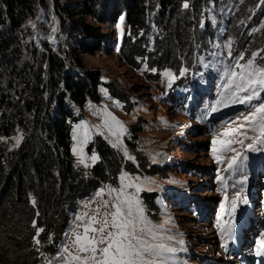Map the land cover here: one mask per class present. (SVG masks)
Returning <instances> with one entry per match:
<instances>
[{
  "label": "trees",
  "instance_id": "16d2710c",
  "mask_svg": "<svg viewBox=\"0 0 264 264\" xmlns=\"http://www.w3.org/2000/svg\"><path fill=\"white\" fill-rule=\"evenodd\" d=\"M111 1L115 18L126 13L131 29L122 55L138 69L146 63L149 78L158 81L160 72L166 69L179 76L183 68L194 65L197 54L209 49L212 39L208 38V43L200 30L201 0H122L125 6L120 11H117L120 0ZM38 2L0 0V138H10L18 129L24 133L18 147L0 141V242L4 241L0 247V264H47L68 232L79 201L105 185L118 187L124 171L149 177L158 173L134 143L127 141L134 156L132 161L102 137H96L88 146L90 152L99 154L100 160L89 169L75 164L71 155L73 126L79 120L75 108L85 106L88 99L100 102L102 82L98 75L83 69L78 58L68 54L65 58L51 49L46 39H40L41 48H36L34 40L28 41L32 32L28 34L27 24L37 16ZM87 2L88 10L83 14L104 23L98 11L102 0ZM184 3L189 6L184 8ZM157 7L163 13L159 22L175 17L181 23L168 31L161 45L153 49L136 46L142 32L149 29L151 9ZM66 13L74 22L73 14L68 10ZM236 27L229 25L227 34ZM79 30L82 38L77 40L78 51L87 54L104 51L108 37L99 27L83 24ZM158 32L163 38L164 32ZM261 35L254 41L257 51L264 49V30ZM61 43L59 40L58 44ZM250 45L253 46L250 37L238 34L237 42L232 45L233 57L244 53L249 59L253 53ZM134 49L129 56L125 54ZM30 53L32 60L27 59L23 65ZM261 55L264 56V51ZM136 56H140L139 62ZM109 91L125 103L129 113L133 107L130 98H124L115 88L110 87ZM171 102L174 103L172 99ZM140 123L141 119L132 127L134 137L142 131ZM158 196L156 192L141 194L150 213L155 212L154 217L159 213ZM39 229L42 231L37 237ZM34 238L39 239L38 245Z\"/></svg>",
  "mask_w": 264,
  "mask_h": 264
},
{
  "label": "rangeland",
  "instance_id": "374dc122",
  "mask_svg": "<svg viewBox=\"0 0 264 264\" xmlns=\"http://www.w3.org/2000/svg\"><path fill=\"white\" fill-rule=\"evenodd\" d=\"M201 1L202 13L198 16L200 30L203 36L214 38L211 46L215 55L227 58L231 54L232 45L237 42L238 34L241 37L248 36L253 43V46L250 45L251 50L259 53L255 64L264 67V56L260 55V50H256L257 44L254 42L259 35L262 36L261 32L264 30V0ZM119 3L117 11L123 10L125 6L124 1L120 0ZM37 5V16L29 20L27 24V27L30 28L28 34L32 32V37L28 35V41L34 40L38 45L36 48H41L39 46L40 39H46L51 49L59 52L65 58L67 54L78 58L83 69L98 75L102 82L99 87L100 102L88 99L85 106L75 108L76 116L79 118L73 126V135L76 133L77 138L73 139L72 136L71 155L75 164L84 169L94 166L100 157L98 153L90 152L88 146L93 143L96 137H102L112 147L113 144H116L117 146L114 148L119 150L126 159L132 161H134V156L127 141L134 143L137 150L142 152L158 171L153 177L132 175L124 171L119 177L118 187L105 185L91 197L79 201L78 210L71 216L70 227L59 244L58 253L49 258L47 264L49 261L51 264H63L60 259L63 248L67 246L70 251L75 252V249L72 248L73 233L78 231L83 234L84 225L89 222L91 216L96 214L97 208L100 209L98 218H102L105 212L114 211L112 206L117 203L116 197L119 189L128 182V179L135 178H139L138 183H143L144 190L138 193V198L149 227L158 237L157 240L152 241L151 236L145 233L146 239L153 243L162 242L175 247L177 251L168 254L169 258L172 260L179 256L182 264H203L199 261L202 257L219 261L220 256L212 227L201 221L198 215H193L181 200L187 198L189 205H198L200 202L210 203L215 199L216 196L213 193L212 185H210V174L213 167L212 140L214 137L218 141L226 138L211 136L192 115L184 114L177 105L171 102L168 93L178 78L170 69L160 72V79L156 81L152 77H148L150 72L146 63L140 69L129 64L122 55V47L129 42L131 29L127 23L126 13L121 16L123 17L122 23L120 18H115L112 9L114 4L111 0H102L98 9L99 17L101 20H105L104 23H98V20L93 16L83 14L88 10L87 0H44V3L39 0ZM67 10L73 14L74 22L69 19ZM161 15L163 16V13L158 7L151 9L149 29L142 32L140 42L136 46L141 45V48L153 49L156 45H161L168 31L175 28L177 23H181L175 17L170 20L165 19V22L163 20L159 22L158 19L161 18ZM83 24L99 27L100 32L107 35L108 43L104 51L94 54L78 51L77 40L82 38L79 28ZM229 25L233 28L234 25L237 27L233 32H230L229 28L230 33L227 34L225 30ZM159 30L164 32L163 38L160 37ZM243 30H245V34L242 33ZM59 40H62L60 45L58 44ZM135 50L126 51L125 54L129 56ZM195 55L196 53L193 55V59ZM198 55L203 56L202 52L197 54V57ZM251 56L252 53L249 58ZM136 58L139 62L140 56H136ZM27 59L28 61L32 60L31 53L26 55L23 65ZM67 60L70 63V59ZM165 72L172 73V76H165ZM169 81H171V86H169ZM109 86L118 90L124 98H130L133 107L129 113L126 112L125 103L111 95ZM187 90V88L178 87L174 94L177 95L179 92L184 94L183 92ZM215 94L216 90H212L211 95L214 97ZM113 117L122 123L124 130L119 129L112 120ZM139 119H141L139 126L142 131L137 133V137H134L135 130L132 127ZM85 123L87 126L86 136L83 128H76V125ZM109 126L117 135H113L109 131ZM232 127H236V125L233 124ZM17 139H19L18 144ZM23 139L24 133L18 129L10 138H0V141L11 145V147H18ZM74 148L82 150V153L74 152ZM240 151L244 150L240 149ZM93 155L97 157L95 161L91 159ZM81 160H83L82 163ZM125 175L128 179L122 182L121 177ZM101 190H103L102 193ZM126 191L132 193L135 189L128 188ZM180 191H183L181 196L178 195ZM144 192H156L159 195L156 200L159 208L157 217H154L155 212L150 213L148 206L141 198V194ZM105 201L108 202L107 208L104 207ZM81 216H84L83 220L79 219ZM165 221H170V223L165 224ZM78 225L80 227H77ZM94 227H99V225H94ZM89 235H94V233L90 232ZM167 237H172V239L168 240ZM178 241H183V244ZM3 242H0V247ZM8 242L11 243L10 239ZM180 245L186 246L192 252H190L189 260L181 253ZM213 263L208 262V264ZM166 264L170 263L166 261Z\"/></svg>",
  "mask_w": 264,
  "mask_h": 264
},
{
  "label": "snow or ice",
  "instance_id": "6c2138e0",
  "mask_svg": "<svg viewBox=\"0 0 264 264\" xmlns=\"http://www.w3.org/2000/svg\"><path fill=\"white\" fill-rule=\"evenodd\" d=\"M188 6L187 3L183 5L184 8ZM120 21L123 22V17H120ZM228 46L230 47V44ZM260 51H264V49ZM258 54V52H253L251 58L244 63L240 62L244 59L243 54H241L233 64L223 69L225 79L222 83V91L215 102V106L210 109L211 112H216L221 106L224 108L233 105L248 106L247 114H242L239 121L232 120L226 124L225 131L217 133L218 136H223L226 139L218 141L214 137L212 140V151L217 163H221V156L217 153L221 151L232 153L228 157V170L233 169L238 161L247 160V155L232 147L233 144H239L241 148H246L247 151L251 152L264 150V96L261 95L264 93V67L255 64ZM185 72L186 70L181 71L180 75L183 76ZM164 75L171 77L172 73L165 72ZM169 86H171V81H169ZM254 101L256 103H253ZM112 120L120 130H124L120 121L115 120L114 117ZM232 124H235L236 127H232ZM76 128H83L85 136L87 135L86 123L76 125ZM109 131L113 135H117L111 126H109ZM249 132L255 133V135L250 136ZM76 138L77 134L74 133L73 139ZM245 141H251V143L245 145ZM16 142L18 144L19 139ZM217 143L221 144V148L216 147ZM116 146V144H113V147ZM73 151L82 153V150L77 148H74ZM91 159L95 161L97 157L93 155ZM80 162L82 163L83 160ZM126 179H128L126 175L121 177L122 182ZM138 179H128V182L122 185L117 193V203L112 206L114 211L105 212L102 218H98L100 209L97 208L96 214L91 216L89 222L84 225L83 234L78 231L73 233L72 248L75 249V252L73 253L69 250V247L65 246L60 254L63 264H166L168 254L175 253L177 249L166 243L150 242L145 238V233L151 236L152 241L157 240L158 237L153 229L149 227L144 216V210L138 198V193L144 190V186L143 183L137 182ZM219 180L224 186V199L227 202L229 199L226 193L227 180L223 176H220ZM128 188H134L135 191L128 193L126 191ZM102 192L103 190H101ZM241 199L245 204L248 203L246 197H242L237 193L230 201L231 213L229 219L221 220L217 224L220 232L228 238H231L232 214L235 213L238 201ZM33 204H35L34 200ZM104 207H108L107 201L104 202ZM221 216H224V212L221 213ZM79 219L83 220L84 216L79 217ZM167 223H170V221H165V224ZM94 225H99V227H94ZM33 226L35 227V222H33ZM39 231H42V229L38 230L37 237ZM90 232L94 235L90 236ZM34 239L38 245L40 243L39 239ZM167 239L171 240L172 237H167ZM178 243L183 244V241H178ZM226 246L227 240H225ZM255 254L257 256L264 255V239L259 241ZM49 264H51V261H49Z\"/></svg>",
  "mask_w": 264,
  "mask_h": 264
}]
</instances>
